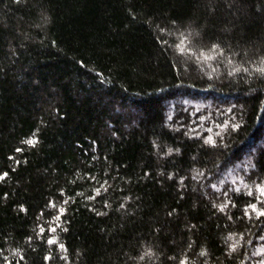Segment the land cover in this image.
<instances>
[{
  "label": "trees",
  "instance_id": "1",
  "mask_svg": "<svg viewBox=\"0 0 264 264\" xmlns=\"http://www.w3.org/2000/svg\"><path fill=\"white\" fill-rule=\"evenodd\" d=\"M263 193L264 0H0V264H264Z\"/></svg>",
  "mask_w": 264,
  "mask_h": 264
},
{
  "label": "snow or ice",
  "instance_id": "2",
  "mask_svg": "<svg viewBox=\"0 0 264 264\" xmlns=\"http://www.w3.org/2000/svg\"><path fill=\"white\" fill-rule=\"evenodd\" d=\"M29 143H34V141H29ZM50 243H52V241H50Z\"/></svg>",
  "mask_w": 264,
  "mask_h": 264
},
{
  "label": "rangeland",
  "instance_id": "3",
  "mask_svg": "<svg viewBox=\"0 0 264 264\" xmlns=\"http://www.w3.org/2000/svg\"><path fill=\"white\" fill-rule=\"evenodd\" d=\"M263 195H264V193H263Z\"/></svg>",
  "mask_w": 264,
  "mask_h": 264
}]
</instances>
